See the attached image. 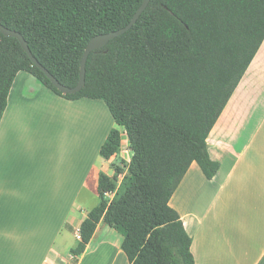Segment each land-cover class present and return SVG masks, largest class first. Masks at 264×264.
I'll return each instance as SVG.
<instances>
[{"label":"trees","instance_id":"obj_1","mask_svg":"<svg viewBox=\"0 0 264 264\" xmlns=\"http://www.w3.org/2000/svg\"><path fill=\"white\" fill-rule=\"evenodd\" d=\"M141 2L0 0V24L73 87L89 40L125 26ZM263 40L264 0H150L128 31L88 55L82 89L63 94L16 38L0 32V120L15 76L27 71L66 99L102 100L127 136L126 172L119 181L118 166L99 174L98 203L80 224L73 264L100 222L122 235L130 264H195L192 238L169 200L192 162L215 176L208 135ZM120 136L108 132L102 158L118 152Z\"/></svg>","mask_w":264,"mask_h":264},{"label":"crops","instance_id":"obj_2","mask_svg":"<svg viewBox=\"0 0 264 264\" xmlns=\"http://www.w3.org/2000/svg\"><path fill=\"white\" fill-rule=\"evenodd\" d=\"M84 99H66L27 71L15 76L0 120V264H73L89 212L77 198L98 197L99 174L114 173L100 148L92 164L74 158L69 123ZM207 143L215 176L192 162L169 200L195 264H264V40ZM77 148L88 155L84 138ZM122 240L100 222L75 264H130Z\"/></svg>","mask_w":264,"mask_h":264},{"label":"rangeland","instance_id":"obj_3","mask_svg":"<svg viewBox=\"0 0 264 264\" xmlns=\"http://www.w3.org/2000/svg\"><path fill=\"white\" fill-rule=\"evenodd\" d=\"M73 118L69 123V128L72 127L74 135V158L75 160L83 161V165L88 161L92 164L96 156L98 155V149L102 144L100 141L104 138L105 133L112 128H116L121 133L120 147L118 152L109 158V163L115 171V167H120L122 173L118 176L120 180L122 174L126 172L128 161L131 157L130 151H125L127 140L126 135L122 127L114 123L110 112L106 104L101 100L84 99L78 104H75L72 110ZM84 138L88 141V155L84 153L82 158L81 150L77 148V142L79 143ZM106 199L109 200L111 194L105 195ZM77 203L84 205V210H90L98 203V197L92 193L82 191L77 198ZM73 261V260H72Z\"/></svg>","mask_w":264,"mask_h":264},{"label":"water","instance_id":"obj_4","mask_svg":"<svg viewBox=\"0 0 264 264\" xmlns=\"http://www.w3.org/2000/svg\"><path fill=\"white\" fill-rule=\"evenodd\" d=\"M149 1L150 0H142L140 6L137 8L135 13L133 14L131 19L129 20V22L125 26H123L117 30L110 31L108 33L98 34L89 40V42L87 43V45L85 47V50L83 52V55H82V58L80 61L79 80H78L77 84L73 87H69V86L61 84L43 65H41L38 62V60L32 55V53H31V51L27 45V42L25 41V39L23 38V36L19 32L12 30V29H8L1 24H0V32L5 36L14 37L19 41L21 47L27 53V55L31 59L32 63L45 73V75L49 78V80L51 81V83L53 84V86L55 88H57L63 94H74V93L78 92L79 90H81L85 84V73H86L85 63H86V60L88 58V55L93 50L100 49V48H103L104 46H106L107 43L111 39H113V38L125 33L126 31H128L135 24V22L137 21V19L141 15V13L145 10L147 5L149 4Z\"/></svg>","mask_w":264,"mask_h":264},{"label":"built area","instance_id":"obj_5","mask_svg":"<svg viewBox=\"0 0 264 264\" xmlns=\"http://www.w3.org/2000/svg\"><path fill=\"white\" fill-rule=\"evenodd\" d=\"M125 133V132H124ZM125 135H126V133H125ZM126 138H127V136H126ZM125 142H126V147H125V151H130V153H131V150H130V148H129V146H128V140H124Z\"/></svg>","mask_w":264,"mask_h":264}]
</instances>
